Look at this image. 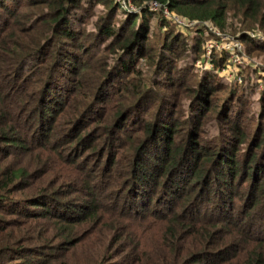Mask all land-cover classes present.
<instances>
[{
	"label": "trees",
	"instance_id": "trees-1",
	"mask_svg": "<svg viewBox=\"0 0 264 264\" xmlns=\"http://www.w3.org/2000/svg\"><path fill=\"white\" fill-rule=\"evenodd\" d=\"M131 1L0 0V264H264V90L161 11L264 53V0Z\"/></svg>",
	"mask_w": 264,
	"mask_h": 264
},
{
	"label": "built area",
	"instance_id": "built-area-1",
	"mask_svg": "<svg viewBox=\"0 0 264 264\" xmlns=\"http://www.w3.org/2000/svg\"><path fill=\"white\" fill-rule=\"evenodd\" d=\"M118 1L130 10L136 9L134 4L130 5L126 0ZM151 4L156 5L155 3ZM161 11L180 29L204 27L209 31L210 35L203 44L204 57L198 61V65L204 63L206 67H212L215 57L225 55L221 70L228 72L231 76L236 75L238 67L244 61L242 40L239 37L218 29L208 21L189 19L169 11L166 7H162Z\"/></svg>",
	"mask_w": 264,
	"mask_h": 264
},
{
	"label": "rangeland",
	"instance_id": "rangeland-1",
	"mask_svg": "<svg viewBox=\"0 0 264 264\" xmlns=\"http://www.w3.org/2000/svg\"><path fill=\"white\" fill-rule=\"evenodd\" d=\"M126 1L130 5H133V2L131 0H126ZM107 8H108V5H103V4H99L98 6L93 7L89 21L86 22V24H85V28L92 29L93 28L92 20L95 19L97 16L104 14L106 12ZM150 9L160 11V7H158L157 5H154V4L150 5ZM25 10H35V8H27V9L25 8L24 11ZM159 14L161 16V12H159ZM201 28H204V27H201ZM204 29H206V28H204ZM182 30L184 31V29H182ZM161 31H162L161 25L156 24L155 19H153L152 29H151V37L155 38L157 36V38H159V36L161 35ZM190 32H191L190 30H185V34H189ZM228 33H230V32H228ZM230 34H232V33H230ZM209 35H210V33L208 31V35H207L206 39L209 37ZM206 39H205V41H206ZM242 45H243L242 55L244 57V61L238 67V72L236 73L235 76H231L228 72L221 70V67L223 65H219L218 67H214V65H216L215 63L212 67H206V65H204V63L202 65H198V63H199L198 61L204 57V49H203V51H201L199 53V59L196 61V64L203 70L204 69H216V71L219 73V75H221L223 78H225V80H228L230 82L242 81L243 65H246L249 69H251L250 75L253 74V76H255L257 88L260 90H264V53L260 52V51H255V50H248V49L245 50L243 41H242ZM140 66L142 67L141 68L142 72L146 76H148L149 73L151 74L153 66L150 67L148 65L147 61H142L140 63ZM251 108L256 113V107H251ZM246 123H248V125H252L255 123L254 113H251V116L246 120Z\"/></svg>",
	"mask_w": 264,
	"mask_h": 264
}]
</instances>
